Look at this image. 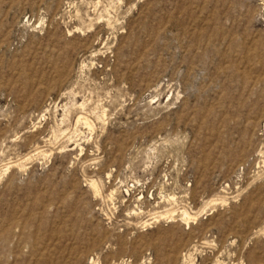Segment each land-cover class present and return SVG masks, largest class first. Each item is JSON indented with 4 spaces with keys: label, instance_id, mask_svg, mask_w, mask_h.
Instances as JSON below:
<instances>
[{
    "label": "rangeland",
    "instance_id": "374dc122",
    "mask_svg": "<svg viewBox=\"0 0 264 264\" xmlns=\"http://www.w3.org/2000/svg\"><path fill=\"white\" fill-rule=\"evenodd\" d=\"M0 264H264V0H0Z\"/></svg>",
    "mask_w": 264,
    "mask_h": 264
},
{
    "label": "bare ground",
    "instance_id": "6f19581e",
    "mask_svg": "<svg viewBox=\"0 0 264 264\" xmlns=\"http://www.w3.org/2000/svg\"><path fill=\"white\" fill-rule=\"evenodd\" d=\"M80 120V119H79Z\"/></svg>",
    "mask_w": 264,
    "mask_h": 264
}]
</instances>
